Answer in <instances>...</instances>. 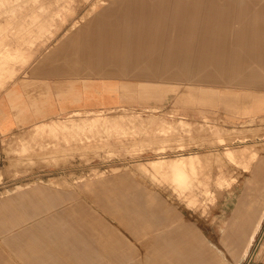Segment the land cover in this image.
<instances>
[{
	"label": "rangeland",
	"instance_id": "rangeland-1",
	"mask_svg": "<svg viewBox=\"0 0 264 264\" xmlns=\"http://www.w3.org/2000/svg\"><path fill=\"white\" fill-rule=\"evenodd\" d=\"M27 1L0 0V23L18 25L25 12L17 8ZM229 2L232 9L244 7L247 0ZM246 8L257 12L249 4ZM3 44L0 59L13 63L20 56L4 57L5 52L39 45ZM203 50V69L227 61L205 46ZM247 73V83L231 85L192 84L195 77L153 84L125 79L128 86L118 108L56 116L0 137V198L39 183L65 199L60 205L65 216L45 219L44 250L28 247L22 253L28 263L149 264L155 230L197 231L218 248L212 217L219 202L245 176L249 183L264 176V170H249L255 162L264 163V90L259 89L264 73L252 66ZM180 107L185 115L179 116ZM250 107L262 110L247 114ZM181 157L197 162L179 180L168 168L152 167L156 160L168 163ZM95 173L101 180H93ZM90 183L92 191L87 190ZM260 236L239 264L254 262L264 242Z\"/></svg>",
	"mask_w": 264,
	"mask_h": 264
},
{
	"label": "crops",
	"instance_id": "crops-1",
	"mask_svg": "<svg viewBox=\"0 0 264 264\" xmlns=\"http://www.w3.org/2000/svg\"><path fill=\"white\" fill-rule=\"evenodd\" d=\"M141 1L28 0L19 4L18 11L26 14H20L18 25L0 23V44L39 45L30 49L11 48L5 52L4 57L21 55L14 63L0 59V137L56 116L118 108L123 105V89L128 86L124 84L125 79H146L147 83L153 84L190 82L195 77L197 82L192 84L218 82L231 85L247 83L250 66L258 67L261 74L264 73L263 1L247 0L244 7L231 9L229 1L213 0L226 7L227 13L223 16L230 18L216 17L209 25L204 18V7H196L192 2L178 0L173 7L172 0ZM248 4L257 12L249 13L252 9L246 8ZM189 5L192 8H188ZM208 26L216 32L243 30L242 35L239 32L231 35L229 49L212 50V54L216 53L217 57L222 54L227 61L213 64L211 70L203 69L202 63L197 64L204 59V47L198 38ZM7 27H11L8 32ZM189 34L196 35L190 51L182 45L173 48L176 38L181 42L180 38L185 39ZM237 41L258 44L260 49L258 52L251 50V55L250 50L233 47ZM179 52L184 53L180 55ZM259 89L264 90V82L260 83ZM261 110V107H250L246 112L254 114ZM186 112L184 107L178 110L179 116ZM249 170L263 171L264 163L255 162ZM248 179L245 176L242 185L219 202L217 212L213 213L212 233L214 239L217 235L218 248L197 231L181 229L158 233L154 229L155 242L149 264H229L221 250L239 264L254 246L257 236L261 234L263 238L264 235V176L250 183ZM61 202L65 199H61L60 194L39 183L0 198V264H30L28 255L22 253L28 251V247H35L40 253L44 250L45 219L65 216L60 215ZM252 261V264H264V242Z\"/></svg>",
	"mask_w": 264,
	"mask_h": 264
},
{
	"label": "bare ground",
	"instance_id": "bare-ground-1",
	"mask_svg": "<svg viewBox=\"0 0 264 264\" xmlns=\"http://www.w3.org/2000/svg\"><path fill=\"white\" fill-rule=\"evenodd\" d=\"M141 1V0H140ZM160 1V0H159ZM163 1V0H162ZM174 1V0H173ZM186 1H188V2H192V4H194L196 7H199V6H203L204 7V18H205V20H207V22H208V25L211 23V21H213L216 17L217 18H221V17H223V18H225V17H227V16H223V15H225L227 12L225 11L226 10V7H224V5H222V4H220V3H217V2H215V1H213V0H186ZM227 1H232V0H227ZM254 2H255V0H253ZM142 2V1H141ZM149 2H152V0L150 1L149 0ZM165 2H167V0L165 1ZM164 2V3H165ZM169 2V1H168ZM175 2V1H174ZM173 2V3H174ZM145 3V2H144ZM158 3V2H157ZM157 3H155V4H157ZM159 3H161L162 4V2H159ZM31 4V3H30ZM167 5H168V3H166ZM171 4V3H170ZM147 6H148V4H146ZM151 5V4H150ZM163 5V4H162ZM173 5V4H172ZM172 5L170 6V7H172ZM16 6V5H15ZM20 6V5H19ZM153 6V5H152ZM155 6V5H154ZM153 6V7H154ZM164 6H166L165 4H164ZM169 6V5H168ZM178 6H179V4H178ZM237 6H240V5H237ZM28 7V6H27ZM150 7V6H149ZM203 7H202V9H203ZM151 8V7H150ZM179 8H180V6H179ZM181 9V8H180ZM154 10H156V9H154ZM159 10H160V6H159ZM171 11V10H170ZM157 12V11H156ZM180 12H181V10H180ZM160 13H162V11H160ZM165 14L167 13V12H164ZM202 14V13H201ZM40 15V14H39ZM136 15V14H135ZM163 15V14H162ZM165 16V15H164ZM172 16V15H171ZM201 16V15H200ZM165 18H167V16L166 17H164V19ZM227 18H230V16H228ZM237 18H239V17H237ZM206 22V21H205ZM152 23V22H151ZM153 24V23H152ZM236 24H238V23H236ZM154 26H155V24H153ZM239 25V24H238ZM34 26V25H33ZM108 26V25H107ZM157 26V25H156ZM164 27V26H163ZM239 27V26H238ZM165 28V27H164ZM168 28V27H167ZM156 29H158V27L156 28ZM43 30V29H42ZM161 30V29H160ZM159 30V31H160ZM233 30V29H232ZM237 30L238 31H228V30H223V31H221V32H216V31H214L210 26H208V27H205L204 29H203V32H202V34H201V36L198 38V40H200V43H202V45H203V47L205 46V47H207L209 50H213V49H217V50H225V49H227L228 47H229V42H230V39H231V35L232 34H236V33H238V34H243V30H242V28H237ZM143 30H141V32H142ZM156 31V30H155ZM8 32V31H7ZM145 32V31H144ZM161 32V31H160ZM56 33V32H55ZM143 33V32H142ZM168 33V32H167ZM1 34V33H0ZM5 34V33H4ZM8 34V33H7ZM46 34V33H45ZM44 34V35H45ZM53 34H54V32H53ZM135 34H136V32H135ZM144 34H146V33H144ZM149 35V34H148ZM135 36V35H134ZM133 36V37H134ZM137 36V35H136ZM141 36H143V35H141ZM141 36H139V37H141ZM145 36V35H144ZM143 36V37H144ZM155 36V35H154ZM153 36V37H154ZM183 36V35H182ZM196 36V35H195ZM195 36H191L190 34L188 35V37H186L185 39H182L181 40V38H183V37H179L180 38V41L181 42H179L178 40L179 39H177L176 38V40H174L173 41V48H176V47H179L180 45H182L183 47H185L186 49H188V51H190L191 50V46H192V43H193V41L195 40ZM26 37V36H25ZM80 37V36H79ZM138 37V38H139ZM148 37V36H147ZM175 37H177V35L175 36ZM135 38V37H134ZM137 38V37H136ZM170 38H171V35H170ZM2 39V38H1ZM167 39V38H166ZM137 40V39H136ZM145 40V39H144ZM143 40V41H144ZM161 40V39H160ZM197 40V41H198ZM153 41V40H152ZM167 41V40H166ZM166 41H165V43H166ZM169 41V40H168ZM135 42V41H134ZM144 42H146V41H144ZM6 43V42H5ZM44 43V42H43ZM102 43V42H101ZM143 43V42H142ZM160 43V42H159ZM45 44V43H44ZM145 44V43H144ZM167 44H168V42H167ZM195 44H197V43H195ZM199 44V43H198ZM4 45V44H3ZM132 44L130 43V46H131ZM140 45H141V43H140ZM143 45V44H142ZM169 45H170V42H169ZM168 45V46H169ZM233 47H235L236 49H240V50H242V51H249L250 50V54L251 55H253L252 54V52H251V50L253 51V49H251L253 46L255 47L254 48V50H257V52L259 51V46H258V44H254L253 46L252 45H247L246 43H244V42H234L233 43ZM152 46V45H151ZM141 47V46H140ZM166 44H165V49H166ZM133 48V50H134V47H132ZM142 48H144V45H143V47ZM154 48V47H153ZM131 49V48H130ZM136 50H137V48H135ZM138 49H139V47H138ZM149 49V48H148ZM147 49V50H148ZM164 49V50H165ZM229 49V48H228ZM132 50V51H133ZM136 50L135 51H133V52H136ZM178 50V49H177ZM139 51V50H138ZM169 51H171V50H169ZM179 51V50H178ZM195 51V50H194ZM234 51V50H233ZM232 51V52H233ZM236 51V50H235ZM235 51H234V53H235ZM261 51H263V50H261ZM130 52V51H129ZM224 52V51H223ZM236 52H238L239 53V51H236ZM12 53V52H11ZM144 53V52H143ZM180 53H184V52H179V54ZM192 53V52H191ZM227 53V52H226ZM249 53V52H248ZM17 54H20V53H17ZM129 54V56L131 55L130 53H128ZM135 54V53H134ZM163 54V53H162ZM232 54V53H231ZM237 54V53H236ZM133 55V54H132ZM138 56H139V54H137ZM136 55V56H137ZM164 55V54H163ZM162 55V56H163ZM166 55V54H165ZM181 55V54H180ZM190 55V54H189ZM192 55V54H191ZM246 55V54H245ZM21 56V55H20ZM141 56V55H140ZM146 56H147V54H146ZM161 56V55H160ZM183 56V55H182ZM246 56H250V55H246ZM179 57V56H178ZM132 58V57H131ZM131 58H130V60H131ZM137 58H139V57H137ZM160 58V57H159ZM177 58V57H176ZM190 58V57H189ZM251 58V57H250ZM28 59V58H27ZM127 59H129V58H127ZM136 59V58H135ZM165 59V58H164ZM172 59V58H171ZM194 59V58H193ZM198 59V58H197ZM218 59V58H217ZM249 59V58H248ZM247 59V60H248ZM255 59V58H254ZM134 60V59H133ZM168 60V59H167ZM173 60V59H172ZM215 60V59H214ZM147 61L148 62H151V61H149L148 59H147ZM158 61V60H157ZM157 61L156 62H154V63H157ZM179 61V60H178ZM177 61V62H178ZM188 60H186V62H187ZM213 61V60H212ZM218 61V60H217ZM257 61V60H256ZM8 62V61H7ZM75 62V61H74ZM165 62H167V61H165ZM170 62V61H169ZM176 62V60L173 62V63H175ZM195 62V60L192 62V63H194ZM197 62H198V60H197ZM200 62V61H199ZM237 62V61H236ZM147 63V62H146ZM162 63V62H161ZM172 63V64H173ZM180 63V62H179ZM184 63V62H183ZM188 63V62H187ZM211 63V62H210ZM209 63V64H210ZM221 63H223V62H221ZM233 63V62H232ZM235 63V62H234ZM153 64V63H152ZM197 64H200V63H197ZM134 65V64H133ZM149 65V64H148ZM159 65V64H158ZM167 65V64H166ZM171 65V64H170ZM185 65V64H184ZM204 65V64H203ZM211 65V64H210ZM150 66H151V64H150ZM149 66V67H150ZM209 66V65H208ZM131 67V66H130ZM141 67H143V66H141ZM145 67V66H144ZM152 67V66H151ZM166 67V66H165ZM142 69V68H141ZM152 69V68H151ZM158 69V68H157ZM156 69V70H157ZM155 70V69H154ZM146 80V79H145ZM185 80V79H184ZM160 81V80H159ZM6 84V83H5ZM56 151V150H55ZM26 153V152H25ZM29 153V152H28ZM194 156V155H193ZM184 157H186V156H184ZM164 160V159H163ZM154 161V160H153ZM197 162V160H195L194 158H192V157H188V158H182L181 157V159H176V160H172V161H169L168 163H166V162H164V161H157L156 160V162L152 165V167H155V168H159V169H162V168H168V169H170L171 170V175L173 176V178L175 179V180H179V179H181V178H183L184 176H185V174H186V172H187V170L188 169H194V167H195V163ZM258 170V169H257ZM258 173V172H257ZM93 180L94 181H99V180H101V176L99 175V174H93ZM172 184V183H171ZM87 187H88V191H92V190H94V184L93 183H90V184H88L87 185ZM92 202V201H91ZM153 212V211H152ZM151 212V213H152ZM152 215H155L154 214V212L152 213ZM220 218H221V216H220ZM218 221V220H217ZM150 226V225H149ZM149 228V230H154V228L152 227V226H150V227H148ZM262 238V237H261ZM253 241V240H252ZM72 243V242H71ZM258 245V244H257ZM75 246V245H74ZM162 246H166L167 247V245H162ZM257 248V247H256ZM79 251V250H78ZM259 251H260V248H258V253H259ZM255 252V251H254ZM162 253V252H161ZM172 253H174V252H172ZM188 253H189V251H188ZM257 253V254H258ZM256 254V255H257Z\"/></svg>",
	"mask_w": 264,
	"mask_h": 264
}]
</instances>
